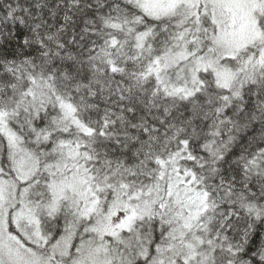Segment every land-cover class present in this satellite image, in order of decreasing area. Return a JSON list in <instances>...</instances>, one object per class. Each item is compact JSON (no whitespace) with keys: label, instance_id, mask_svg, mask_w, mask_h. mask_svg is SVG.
Wrapping results in <instances>:
<instances>
[{"label":"snow or ice","instance_id":"6c2138e0","mask_svg":"<svg viewBox=\"0 0 264 264\" xmlns=\"http://www.w3.org/2000/svg\"><path fill=\"white\" fill-rule=\"evenodd\" d=\"M0 264H264V0H0Z\"/></svg>","mask_w":264,"mask_h":264}]
</instances>
